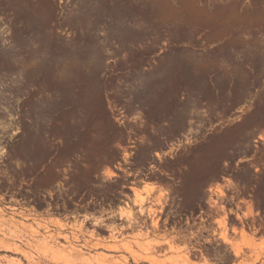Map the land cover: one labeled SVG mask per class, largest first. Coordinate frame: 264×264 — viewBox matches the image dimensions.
Wrapping results in <instances>:
<instances>
[{
  "label": "rangeland",
  "instance_id": "1",
  "mask_svg": "<svg viewBox=\"0 0 264 264\" xmlns=\"http://www.w3.org/2000/svg\"><path fill=\"white\" fill-rule=\"evenodd\" d=\"M122 152L183 158L190 192L234 167L262 225L264 0H0V264H264L263 230L217 222L219 259L197 260L134 227L166 202L154 184L109 220L74 211L114 188Z\"/></svg>",
  "mask_w": 264,
  "mask_h": 264
},
{
  "label": "flooded vegetation",
  "instance_id": "2",
  "mask_svg": "<svg viewBox=\"0 0 264 264\" xmlns=\"http://www.w3.org/2000/svg\"><path fill=\"white\" fill-rule=\"evenodd\" d=\"M129 148L133 149L135 146H129ZM133 153L131 151V154ZM121 154L119 167L114 166L118 171L113 181L114 188L104 197H92L84 202L79 199L80 203L74 204V211L84 212L89 209L92 214L105 215L103 219L109 220L112 216L108 215L111 214L113 207L125 208L129 205H136L134 204V191L141 190L145 184H154L156 189L160 187L164 189L166 202L162 209L157 210L159 215L151 217L147 214L145 216L141 223H145L146 226L136 221L134 227H149L157 230L161 235H166L173 242L187 243L191 250L188 258L197 260L219 259L208 257L207 250L213 249L209 237L213 235V230L218 228L217 222H221L224 218L231 234L235 233L234 228L240 230L243 227L251 233L264 231V215L258 218L262 225L260 223L256 226L247 224L246 227L243 223L244 219L252 217L246 218V211L255 205L256 200L251 193L252 188L246 190L245 186H240L236 182L237 170L234 167L228 168L229 173L221 175L214 187H201L199 190L190 192L186 188L190 186L189 174L182 172L188 169V166H182L183 158L170 157L163 162L156 157H124L125 154L123 152ZM164 163L167 167L159 166ZM254 171L257 172V169ZM64 178L69 179V177ZM217 184L222 193L215 189ZM258 214L256 211L254 215L257 217ZM119 220L121 228L130 229L126 219L119 218ZM154 223L157 224L156 227ZM89 225L93 226L95 223L92 222ZM102 227L105 232L109 230L108 224L104 223ZM231 236L234 237V235ZM217 240H222L221 236H218ZM223 244L224 241L217 243L218 246Z\"/></svg>",
  "mask_w": 264,
  "mask_h": 264
},
{
  "label": "bare ground",
  "instance_id": "3",
  "mask_svg": "<svg viewBox=\"0 0 264 264\" xmlns=\"http://www.w3.org/2000/svg\"><path fill=\"white\" fill-rule=\"evenodd\" d=\"M108 175H111V174L108 173ZM219 187H220V186H218V184H217V186L215 187V189H216L219 193H222V191L220 190ZM152 189H153V187H150L149 190H148L147 192H150ZM134 193H135V196L137 197L136 205L141 206V205L144 203L145 199L139 195L138 191L135 190ZM157 203H160L159 198H157ZM159 205H160V204H159ZM153 211H154V210H152V209L150 208L149 212H150L151 214L153 213ZM139 212L142 213L143 211L140 209ZM126 215H127V216H131L130 211L126 212ZM220 223H221V222H220ZM225 224H226V221H225V219H223V220H222V225H223L224 228H225ZM154 225H155V227H156L157 224L154 223ZM222 240L224 241V243H230V241L226 238L225 235L222 236ZM231 245H232V251H233V253H234V256H236V257L238 256V257H239L240 254H241V250L239 249L238 246H236V245H234V244H232V243H231ZM172 248H173V247H172ZM174 249H175V248H174ZM186 258H187V257H186Z\"/></svg>",
  "mask_w": 264,
  "mask_h": 264
}]
</instances>
